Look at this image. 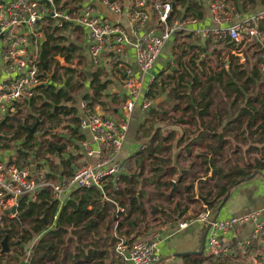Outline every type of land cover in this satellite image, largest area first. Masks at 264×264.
<instances>
[{
	"label": "rangeland",
	"instance_id": "374dc122",
	"mask_svg": "<svg viewBox=\"0 0 264 264\" xmlns=\"http://www.w3.org/2000/svg\"><path fill=\"white\" fill-rule=\"evenodd\" d=\"M71 1L61 0V3L65 4ZM57 32L66 35V43L74 41L81 44L84 39V31L81 27L75 30L66 27L58 29ZM227 43L216 41L213 42V46H217L215 51L202 53L199 50L194 54L198 63L193 64V66H195L194 69L198 78L191 87L185 83H178L177 78H175L172 79L173 83L169 91L159 94L157 99L153 98V102L144 112L145 115L147 114V117L144 118L145 125H143V132L146 136L139 137V141L131 135L135 128L134 124L130 130L128 137L129 141L132 142L130 150L132 152L137 150L136 153H133L136 154V157H131L128 160V169L124 174H121L120 180H117L116 184L112 183L105 190L103 195L105 204H102L105 217L100 219L98 225L93 229L80 225L69 226L67 229L60 228L59 234L47 233L46 238L55 241L54 252L59 254L52 258H45L49 260V263L58 260L60 256L65 259V264H76L83 257L73 258L70 256L71 252L73 250L79 252L81 246L92 244L112 248L110 257L112 256L114 259L115 251L113 252V248L118 240L117 236H128L127 238L149 237L155 233H162L160 230L163 228L165 220L172 221L171 218L180 215L183 209L190 208L187 209L189 212H187V216L203 209L205 202L202 201L203 199L199 194L201 190L203 192H218L219 186L229 183L230 176L238 168L254 170L258 161L264 162L262 118L258 117L253 124L249 125V115L243 114L241 122L232 123L237 118L234 115L235 109L244 103L245 96L239 93L237 88L244 85L245 81L248 80L247 75L253 71L256 60L254 49L250 48L249 45H243L241 50L236 48V53L232 48L235 46L233 42ZM175 49L177 50L175 57L172 55V58L164 65L167 69L166 72H170V68L176 65V58L187 60L191 57L188 52L191 49L189 46L179 43ZM166 52L167 49L163 53ZM76 56L72 66L81 72L89 69L91 61L84 47L80 46ZM155 66L149 71L150 76L147 77L144 88L148 85L151 77L163 69V66L159 69H156ZM52 69H57L56 72L59 75L63 70L60 62L55 61ZM213 74H217L218 80L211 77ZM190 78L191 76L187 74L186 80L189 81ZM165 79L166 81L171 80L167 77ZM82 89L79 87L75 93L79 94ZM256 90L261 92L260 98L264 99V84H256L254 80H249L246 91L252 100L257 101L253 104L260 106L262 100L253 97L256 96ZM39 101L40 99L37 102L39 103ZM208 101V112L199 116L198 112ZM69 104L72 102L69 101ZM36 111L35 107L34 109L31 108L29 101H24L21 103V108L9 121L15 126H18V123L24 119H27L28 124H33L40 116ZM32 114H35V118ZM227 117L231 118L230 124L221 127V122ZM65 122L55 129V134L52 132V134L44 135V129L40 128L41 126L37 127V130L40 129L37 135L39 142L41 141L39 144V147L41 146L40 154H43V150L49 146V141H55L59 145L64 144L63 148L66 149L68 140L59 135L69 132L63 128ZM45 126V128H49L48 123ZM210 127H216L215 131L211 130ZM8 130L7 126L2 127L0 132L6 133V135L3 137L0 134V142H9L15 148L19 142H22L23 137L12 138L14 131L9 132ZM9 137H11L10 140ZM72 141L75 143L73 139ZM150 146L155 148L158 157L151 155ZM67 151L62 150L60 156H64L62 153H67ZM141 154L144 156L142 157ZM133 172H137L138 177H131L132 180L129 177L123 178V175L130 176ZM259 177L260 175L256 174L249 179H253L252 184L256 185V180ZM238 185H234L232 189ZM128 186L131 187L130 190L132 191H139L138 194L141 195L140 198L146 209L145 213L139 211L134 213L138 226L133 228L134 231L130 234L124 233V224L120 226V229L117 228L119 221H126L121 210L122 205L128 204L130 201ZM263 207L264 205L259 208ZM250 210L247 208L235 215L240 216ZM5 215L7 216V213ZM218 216L217 209H215L212 217L219 218ZM260 219L264 220V215H261ZM0 224H3V221ZM16 224L19 233L24 228L32 229V223L29 219L20 224L16 222ZM50 228L45 229L40 236ZM25 233L22 238L26 239L25 242L28 244L31 254V250L34 249L38 240L37 234L30 237L29 231ZM12 245H15L14 248L17 252L26 253L20 244ZM225 256L210 257L205 264H264V232L256 247L251 248L248 253L235 250L233 255ZM61 258L59 259L61 260ZM177 259L182 261V257ZM128 264H133V262L129 261Z\"/></svg>",
	"mask_w": 264,
	"mask_h": 264
},
{
	"label": "built area",
	"instance_id": "2783aa9c",
	"mask_svg": "<svg viewBox=\"0 0 264 264\" xmlns=\"http://www.w3.org/2000/svg\"><path fill=\"white\" fill-rule=\"evenodd\" d=\"M66 8L57 0H0V124L6 113L12 114L21 108L25 97L36 93L39 86L46 82L41 76L39 63L41 44L49 26L62 27L65 22L78 24L87 30L89 58L100 65L108 52L121 56L126 53L127 45L135 49V57L144 77L137 76L133 67L124 64L125 75L122 79L123 97L120 104L122 117L117 119L103 111L90 99L80 100L81 114L78 124L90 130L93 144L83 141L87 154L97 156L94 163L77 166L72 172L61 177L54 176L43 164L34 169L29 164L0 159V220L3 213L11 217L18 215L19 200L24 195L35 200L40 190L47 188L52 196L63 206L72 191L81 187H97L105 194L106 188L120 178L128 169V161L120 158L129 130V118L139 105L147 109L153 98L143 92L145 75H149L163 52L164 46L181 27L173 12V2L158 1L160 26H151L135 37L126 27L111 16L97 11V0H76ZM112 14L123 10L122 0H99ZM147 0H133L131 17L141 29L148 19L145 9ZM212 18L216 25L205 28L203 34L214 36L222 42L241 41L244 37L264 39V10L250 14L242 21H232L233 6L227 0H213ZM61 63L63 57H58ZM150 76V75H149ZM154 75L150 83L155 79ZM116 184V183H115ZM17 206L16 211L12 208ZM212 208L205 205L183 220L184 227L193 220L208 222L207 250L214 256H224L228 249L221 242V232L236 223L252 222L254 228L246 243L253 244L262 238L264 232L263 208L251 209L240 216L227 218L212 217ZM58 212L54 215V220ZM114 247L115 260L107 264H152L160 257L159 241L162 233L149 237L117 236Z\"/></svg>",
	"mask_w": 264,
	"mask_h": 264
},
{
	"label": "crops",
	"instance_id": "0c3cea01",
	"mask_svg": "<svg viewBox=\"0 0 264 264\" xmlns=\"http://www.w3.org/2000/svg\"><path fill=\"white\" fill-rule=\"evenodd\" d=\"M73 1L75 0H72L69 4L72 5V3H74ZM158 1L163 0H147L145 9L148 12V19L145 22L144 26L141 27V29L136 25V23L131 17L133 10V0H122L123 10L118 14H112L111 12H109L99 0L96 1V9L104 15H108L114 18L115 20H119L126 27L129 34L132 37H135L139 32H142L145 29L150 28L151 26H160V20L158 18L159 10L156 7ZM170 1L173 2V12L175 14V18L181 23V27L172 35V37L165 44L163 52L166 49L167 52H162L159 56V61L155 63L156 69H159L162 66L163 69H165L164 65L167 63V61L172 58V55H174L175 57V55L177 54V50L175 48H177V45L179 43L185 46H189L191 48L188 51L189 55H191V57H194V54L199 50H201L202 53H210L212 50L215 51L217 46H213V42H222L220 40H215L214 36H211L209 34H203V30L205 28H210L216 25V23L213 21L211 10V3L213 0H184L183 2L179 3L173 0ZM227 1L229 2V5L231 7L233 6L232 21H242L244 17L250 14L259 13L264 10V0ZM78 27H81L84 31V39L79 45L86 49L89 57V38L86 28L78 24H73L70 28L75 30ZM234 45L235 46L232 47L234 52H236V48L239 50L240 48H242L243 45H249L250 48L254 49V55L256 56L255 66L262 74L260 78L255 79V83L260 85L264 84V39L261 38L260 40V37L258 36L253 37L252 39H247V37H244L241 41H234ZM240 54L242 55L241 52ZM104 56L105 58L103 59V62L100 65H96L90 59L92 65L90 64L89 69L87 68L86 71L82 70V75L87 76V78H85L84 83L80 85L81 89L84 87V89H82V92L76 94V90L74 91L73 94L76 98V102L74 104L77 105L78 114L80 115V100L84 98L83 95L86 92L93 94V90L89 86V78L91 76V72L100 68L103 71L102 79L108 80L107 88L104 91V98L106 99L107 104L101 106L102 104L96 102L94 103L107 114L117 119H120L122 117V111L120 109L119 103L121 102L123 97L122 79L125 75L124 64H129L130 66H132L133 70L135 71L138 77L143 78L144 75L137 64L135 57V49L134 46L131 44L127 45L126 53L121 56H115L110 54L109 52ZM191 57L187 58V60H189ZM242 57H244V55H242ZM176 60L178 59L176 58ZM51 74L52 72L47 73L46 82L51 79ZM148 76V74L145 75V82L147 81ZM150 84L151 83L148 82V85L145 86V88L143 87V92L147 93ZM256 94H258L257 90ZM29 98V96H26L24 101L26 102ZM64 104H69V102ZM237 108L235 109L237 113H234V115L236 116L238 115ZM145 111L146 109H142L141 106L137 105L131 113V116L129 118V130L127 138L124 142L123 150L119 156L124 160L128 161L129 159H131V157H136V154L133 153H136L137 150L134 152L130 150L132 142L129 141L128 137L130 135V130L132 129V124H134L135 128L131 135H133L135 139L139 138V127L143 123L144 118L147 117V114L145 115L144 113ZM15 113H12V115H14ZM227 121H231V118H224L222 125H224ZM233 121L234 122L232 123H236L238 120L236 119V121ZM70 124H72L74 128ZM63 128L69 131L67 134H59L60 137H63L68 140V146L66 147V149H64L66 151L68 150L67 153L63 152L62 155L64 156L62 157L60 156L61 154H59L58 151L54 154H31L30 161L27 164H29L32 169H34L37 164H43L45 165L48 171L54 174V176L61 177L63 174L72 172L79 165L88 162H96L97 156L87 154L83 145V141L85 140L89 141L91 144L94 143L90 130L81 128L77 121L72 122L71 120L66 121L65 125H63ZM38 133L39 131H37V135ZM72 139L75 143H73ZM20 145H22L21 142H19V144L15 148L11 145H9V147H2L0 149V159L15 162L18 155L17 148ZM58 149L59 148H57V150ZM124 173L125 172H123V174ZM133 174H137V172H133ZM257 174L260 175V177L258 180H256V185L252 184V182L254 181L253 179H249L241 182L236 188L232 189L233 192L231 190V194L227 198V200L222 203L219 208H217L219 218H227L232 215H235L237 212L243 211L244 209H255L264 205V168L258 171ZM203 205L205 206L207 204L203 203ZM204 206L202 208H204ZM61 207L58 205V213ZM187 209L183 214L171 218L172 221L165 220L164 226L160 230L162 232V239L159 241V252L160 256H165V260L161 262V264H205L206 261H208V258H215L214 255L208 252L207 250V236L209 229L208 222L193 220L184 227L179 226L180 220L186 218L187 212L190 208L188 210ZM7 216L12 218L13 221H16L17 216L11 217L8 214ZM1 221L2 218L0 222ZM55 224L56 221L53 220L49 224V228L53 227ZM253 228L254 224L252 222L236 223L234 226L220 233L219 238L228 249V254H226V256L233 255V252L235 250L241 253H248L251 248L256 247L257 243L262 238L253 244L246 243V239L251 235ZM43 231L41 233H35L34 236L37 234L36 236L37 238H39ZM14 238V236H11L9 240V251L2 252L0 248V264H30L31 254L30 249L27 246L28 244L25 241L21 242L20 239L18 241V244H20L22 248L24 247L23 249L26 250V253L17 252V250L14 248L15 245H12L17 244L12 242V239ZM110 249L112 248H109V250ZM12 250H14V253H12ZM114 251L115 249L113 248V252ZM182 251H188L189 253L182 255L177 254L178 252ZM179 257H182V261L177 259ZM58 258H60V256ZM114 260L115 258L113 259L111 256L105 261L107 264ZM83 261H85L84 258H82L76 264H80V262ZM85 264H93V262L87 261L85 262Z\"/></svg>",
	"mask_w": 264,
	"mask_h": 264
},
{
	"label": "trees",
	"instance_id": "16d2710c",
	"mask_svg": "<svg viewBox=\"0 0 264 264\" xmlns=\"http://www.w3.org/2000/svg\"><path fill=\"white\" fill-rule=\"evenodd\" d=\"M61 2V0H57ZM168 1V0H163ZM170 1V0H169ZM177 3L183 2L184 0H173ZM74 5L76 4V0L73 1ZM70 3V2H69ZM69 3L62 4L63 7H67ZM73 4V3H72ZM66 27H71L70 22H65L62 27H54L49 26L45 34V38L41 44L40 54H39V63L42 68L41 76L43 78L47 77V73L52 72L50 75L51 79L47 82L42 83L35 94L30 96L27 100L29 101V105L31 108L37 110L40 115V121L37 127L44 129V135L47 134H55V129L59 127L65 121L78 122L79 114L78 107L74 103L76 102V98L74 96V91L77 90L81 84L84 83L85 78L87 76H82V72L78 71V68L72 66L75 58L77 57L80 49V45L75 43L74 41L65 42L67 39L66 35L60 34L57 32L58 29H64ZM231 43V42H230ZM234 44V42H233ZM112 55L117 56L114 53L109 52ZM63 57L64 62L61 63L58 57ZM60 62L61 68L63 70L60 72V75L56 72L57 69H52L53 62ZM195 57H191L190 60H177V67L174 69L173 66L170 68V72H166V68L158 72L155 76V79L151 82L149 89L147 91V95L151 98L157 99V96L164 91L170 90L171 84L173 83L172 79L177 78L178 83H185L187 86L191 87L193 83L197 80L198 76L195 72V66L193 64H197ZM47 72H44V68ZM59 71V70H58ZM166 73V75H165ZM125 74V73H124ZM190 75L191 78L189 81L186 80V75ZM103 71L98 68L97 70H93L91 72V76L89 78V86L93 90V94L86 92L83 97L90 99L92 103L96 102L102 105H106L107 101L104 98L105 89L107 88L108 80L102 79ZM262 76L259 72L258 68L254 66L253 71L247 75L248 80L245 81L244 85L239 86L237 89L239 93L245 96L244 103L242 106L238 108V115L236 116L237 120L241 122V117L243 114L249 115L248 124H253L258 117L262 118V125L264 127V99L260 98V93L253 96L254 99H261L262 103L260 106H256L253 104L254 101L250 98L249 93L246 91L248 88L249 80L258 79ZM170 78L171 80H167L165 78ZM214 79H217V74H213L211 76ZM40 99L39 103L37 102ZM71 101L72 104H64ZM60 104H63L60 106ZM209 101L203 106V108L198 112L199 116L207 113L209 110ZM153 112V110H152ZM13 115H9L7 121L0 124V131L3 126H7L9 128V132L14 131L13 137L22 138V142L20 146L17 148V159L16 163L18 164H27L30 161V155L37 153L39 154V138H37V131H31V127L33 124H28L27 119L24 121H20L18 126H15L9 119ZM35 118V114H32ZM231 121H227L221 127H226L230 124ZM49 124V128H45L46 124ZM220 123V122H219ZM222 123V122H221ZM65 125V124H64ZM73 128L74 126L70 124ZM143 125H145V121L139 127L140 136H146L143 132ZM218 126V128H221ZM211 130L215 131L216 127H210ZM3 137L6 133L0 132ZM11 137H9L10 140ZM9 142L4 141L0 142V147L9 146ZM64 144L59 145L55 141H49V146L44 149L43 154L47 153H55L58 151L61 154V151L64 150ZM57 148H59L57 150ZM151 155L158 157L156 154L155 148L150 146L149 148ZM142 157L144 154H141ZM50 158V157H49ZM141 162V161H140ZM254 170L238 168L235 173H233L229 178V183L221 184L219 186L218 192L207 191L203 192L202 190L199 192L200 195L205 196L207 199H214L212 202L208 204L209 207H213L212 211L219 208L224 200V198L231 194V190L234 185L240 184L241 182L248 180L252 176L256 175L258 171L264 168V162L258 161ZM156 170V169H155ZM129 177H138V174H130L123 175V178ZM125 180V179H124ZM132 180V179H131ZM127 181V180H126ZM127 183V182H126ZM174 185V184H173ZM130 192V201L128 204L122 205V214H124L125 222L119 221L117 224V228L120 229V226L124 224L125 229L124 233L130 234L138 226V221L134 216V213L139 211L140 213H145L146 209L141 200V195L138 194L137 190H130L131 187L128 186ZM135 192V193H133ZM104 192L97 187H81L72 191V194L69 199H67L66 203L61 207L58 213V217L56 218V224L53 228L47 230L45 234L40 236L34 246V249L31 251L30 256V264H65V259L58 258V260L49 263V260L45 258H52L55 255H59L54 252L55 249V241L49 240L46 238V234L54 233L59 234L60 228L67 229L69 226H84L87 228L93 229L98 225V221L105 217V211L102 204H105ZM214 209V210H213ZM58 210V201L55 200L52 196V192L47 188H42L38 195V198L32 200L29 198V195H24L20 198L18 204V215L16 217V221H13L12 218L8 217L3 213L2 221L3 224H0V248H2L1 241L6 234V227L10 228L8 232V243L11 236L15 237L13 243H18L21 239V242H24L26 239L22 238L26 233H31L30 237H33L35 233H41L44 229L49 228V224L54 220V215ZM186 209H183L180 214H183ZM26 219H29L32 223V229L24 228L21 233H19V229H17L18 225ZM135 236V235H134ZM128 237V236H127ZM126 237V238H127ZM10 244V243H9ZM79 252L73 250L70 256L73 258L83 257L85 261L80 262V264H85L87 261H92L93 264H106V259H109L111 255V249L107 247H102L98 245H88L81 246Z\"/></svg>",
	"mask_w": 264,
	"mask_h": 264
},
{
	"label": "water",
	"instance_id": "95a60500",
	"mask_svg": "<svg viewBox=\"0 0 264 264\" xmlns=\"http://www.w3.org/2000/svg\"><path fill=\"white\" fill-rule=\"evenodd\" d=\"M175 67H177V65H174L172 69H174ZM43 68H44V72H46L45 67H43ZM61 105H63V104H60V106ZM8 116H9V113H6L5 116H4V118H3V120L1 121V123L6 122ZM39 121H40V118L37 117L35 123L31 127V131L35 132L37 130V126H38ZM173 186H175V185H173ZM228 197H229V195H227L224 198V200H223L222 203H224L227 200ZM201 198L203 199V201L207 205L214 200V199H207L205 196H202V195H201ZM16 210H17V206H14L12 208V211H16ZM208 226H209V224H208ZM5 229H6V234L4 235V237H3L2 241H1V244H2L1 250H2V252H5V251H9L10 250V246H9V243H8V237H9L8 232L10 231V228L9 227H6ZM186 253H189V252L188 251H182V252H178L177 254L182 255V254H186ZM164 260H165V256H160L159 259H157L152 264H161V262H163Z\"/></svg>",
	"mask_w": 264,
	"mask_h": 264
}]
</instances>
